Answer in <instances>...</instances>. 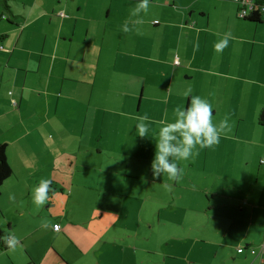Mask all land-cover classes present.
<instances>
[{
    "label": "crops",
    "instance_id": "1",
    "mask_svg": "<svg viewBox=\"0 0 264 264\" xmlns=\"http://www.w3.org/2000/svg\"><path fill=\"white\" fill-rule=\"evenodd\" d=\"M234 4L212 1L216 10L226 6L219 9L229 22L226 32L214 26L212 8L193 15L187 7L190 18L182 12L176 22L164 20L165 31L155 34L157 18L129 23L131 30L124 33L115 25L128 19L106 21L107 16L81 13L67 3L53 15L62 21L44 7L35 11L36 3L30 10L11 7L14 18L7 16L10 24L0 26V142L7 145L13 174L1 187L0 232L11 231L20 243L14 251L0 248V264H104L86 258L78 244L84 243L81 230L104 232L88 200L114 194L116 184L136 178L123 166L148 161L160 122L174 121V109L184 107L180 102L170 107L168 84L161 78L168 74L164 66L170 67L168 83L180 69L196 78L204 88L197 96L211 103L213 123L226 115L230 125L237 121L217 146L179 163L186 179L200 177L198 186L188 184L184 190L211 220L197 239L215 249L208 264H264V61L240 68L210 48L215 36L231 32L230 41L240 43L236 52L264 49V22L239 18ZM170 27L178 29L177 35ZM182 34H190L187 48L171 52ZM219 78L225 79L223 92L212 95ZM254 92L258 96L250 97ZM145 113L153 123L141 138L136 118ZM41 179L53 186L49 201L37 208L32 192ZM43 221L61 227L44 229Z\"/></svg>",
    "mask_w": 264,
    "mask_h": 264
},
{
    "label": "rangeland",
    "instance_id": "2",
    "mask_svg": "<svg viewBox=\"0 0 264 264\" xmlns=\"http://www.w3.org/2000/svg\"><path fill=\"white\" fill-rule=\"evenodd\" d=\"M212 1L216 0H150L148 13L146 15L141 13L140 18H157L158 25L151 30L155 34L158 31H165V29H161L164 20L176 22L181 18L182 12L185 13V16L187 15V18H190L189 7L194 9L193 15H199L201 8H212ZM222 1L235 6L233 0ZM137 2L138 0H0V26L10 24L6 18L7 16L13 17L10 13L11 7L14 10H22L26 6L25 9L30 10L36 3L39 7L34 8L35 11L44 7L54 19L62 21V18L53 15L58 14L60 7L67 3L69 8L76 10L80 8L79 12L81 13L84 11L89 15L101 14L104 19L106 16L108 17L106 21L108 19L117 21L118 19L129 20L130 13ZM220 8L224 10L226 6L223 5L217 10L211 9L212 18L214 26L215 24L216 26L220 25V32H226L225 29L229 27V22L220 13ZM63 11L69 15L67 11ZM131 19H137V17H131ZM123 25L122 22L121 25H115V27L117 30L123 31ZM111 26L110 23L109 27ZM197 27L199 25L195 24V28ZM169 30H171L170 32L174 31L175 35L179 32L178 29L172 27ZM189 36L190 34H182L180 43L172 47L171 52L178 49L184 51L187 48ZM214 38L210 45L213 50H215V44L222 37L215 36ZM239 46L240 43L236 41L232 43L229 40L228 46L219 54L224 55L227 62H237L240 68L254 67L264 61V49L256 48L254 50L244 47L236 52L235 50ZM192 48L193 42L190 43V53ZM177 56L180 58L179 53ZM164 70L168 74L165 78H161L168 84L171 109L179 102L182 105L184 103V108H187L190 94L197 96L204 88L184 69H180L175 79L168 83L170 67L164 66ZM105 76L109 78L110 74L106 72ZM217 81L219 88L212 89V95H220L223 92L225 79L219 78ZM189 89H191L190 94L185 96V92ZM257 96L256 92L250 94V97L253 98ZM242 105L245 107L248 105L246 98ZM170 121L174 122L172 119ZM236 122H231L232 127L235 128ZM154 155L155 150L151 153L148 161H133L128 168L123 166V172L137 177L127 178L116 184L115 187L118 189L116 193L111 195L98 193L88 200L91 207L96 210L97 217H100L96 223L99 226L102 225L104 232H99V226L96 227L98 232L80 231L79 238L84 243L78 244L84 248L83 250H86V258L91 260L100 258L104 264H191L196 259L208 264L214 257V247L197 242V239L205 231L204 227L211 223L208 212L197 206L198 200L194 199L189 190H184L188 184L192 186L197 184L198 186L199 174L197 181L191 179L190 174L187 175V179L184 176L179 182L170 181L166 174L154 177L153 173H150ZM240 158L239 155L238 159ZM182 162L184 161H179V163ZM58 208L59 206H56V211ZM92 228L95 230L94 226Z\"/></svg>",
    "mask_w": 264,
    "mask_h": 264
},
{
    "label": "clouds",
    "instance_id": "3",
    "mask_svg": "<svg viewBox=\"0 0 264 264\" xmlns=\"http://www.w3.org/2000/svg\"><path fill=\"white\" fill-rule=\"evenodd\" d=\"M150 0H138L136 6L130 13V19L126 20L122 26L124 33L131 29L129 23L133 25L143 24L140 14L148 13ZM131 17H137L132 20ZM232 39L231 32L225 33L223 38L215 44V50L220 53L228 46ZM198 48V45H197ZM191 89L185 92L188 96ZM174 122H160V127L155 135V155L151 168L154 177L161 174L167 175L170 181L179 182L185 174L184 168L179 166V161L194 159L199 155V150L204 148H214L220 142L222 135L227 136L231 132L232 126L229 123L230 115H226L218 124L213 123V109L211 103L200 96H192L187 108L177 106L174 109ZM135 125L139 137L148 136L150 124L153 121L147 113L138 116ZM199 146V148H197ZM51 181L41 179L38 186L33 189L32 202L37 208L44 206L49 201L48 193L52 191ZM168 187V185H165ZM11 201H15V195L9 196ZM44 229L51 227L58 230L57 225H50L48 221H43L41 225ZM10 251H14L19 245V239L9 231L0 237Z\"/></svg>",
    "mask_w": 264,
    "mask_h": 264
},
{
    "label": "built area",
    "instance_id": "4",
    "mask_svg": "<svg viewBox=\"0 0 264 264\" xmlns=\"http://www.w3.org/2000/svg\"><path fill=\"white\" fill-rule=\"evenodd\" d=\"M233 2L238 5V17L246 19L251 17L255 12H260L261 19L264 22V0H233ZM64 15V13H62ZM176 64H179V60H175ZM14 105H17V102L13 101ZM261 163L264 164V158L261 159ZM58 230L60 229V224H56ZM245 250L244 247L238 249L239 252H243ZM252 254H256L257 251L255 249L250 250Z\"/></svg>",
    "mask_w": 264,
    "mask_h": 264
},
{
    "label": "trees",
    "instance_id": "5",
    "mask_svg": "<svg viewBox=\"0 0 264 264\" xmlns=\"http://www.w3.org/2000/svg\"><path fill=\"white\" fill-rule=\"evenodd\" d=\"M245 20L263 22L261 19L260 12H255L251 17H248ZM3 37H4L3 35H0V41L3 39ZM12 174H13V170L7 159V145L0 142V194H1V187L3 186L5 180L11 177ZM52 186L53 185L51 183L50 187ZM2 236H4V234L0 232V237ZM0 248L7 249V246L2 240H0Z\"/></svg>",
    "mask_w": 264,
    "mask_h": 264
},
{
    "label": "water",
    "instance_id": "6",
    "mask_svg": "<svg viewBox=\"0 0 264 264\" xmlns=\"http://www.w3.org/2000/svg\"><path fill=\"white\" fill-rule=\"evenodd\" d=\"M261 118H262V120H264V115L263 114H262V117Z\"/></svg>",
    "mask_w": 264,
    "mask_h": 264
}]
</instances>
